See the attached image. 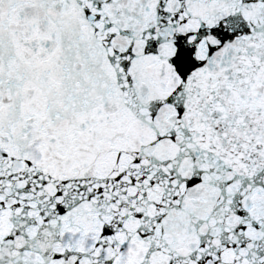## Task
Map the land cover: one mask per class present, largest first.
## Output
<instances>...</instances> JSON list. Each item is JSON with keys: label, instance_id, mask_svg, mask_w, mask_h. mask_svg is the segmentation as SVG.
Listing matches in <instances>:
<instances>
[{"label": "snow or ice", "instance_id": "6c2138e0", "mask_svg": "<svg viewBox=\"0 0 264 264\" xmlns=\"http://www.w3.org/2000/svg\"><path fill=\"white\" fill-rule=\"evenodd\" d=\"M0 264H264V0H0Z\"/></svg>", "mask_w": 264, "mask_h": 264}]
</instances>
